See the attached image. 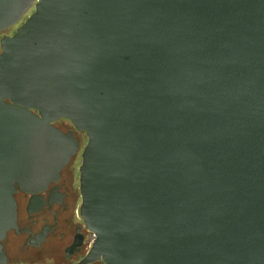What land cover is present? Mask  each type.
Instances as JSON below:
<instances>
[{"label":"water","instance_id":"95a60500","mask_svg":"<svg viewBox=\"0 0 264 264\" xmlns=\"http://www.w3.org/2000/svg\"><path fill=\"white\" fill-rule=\"evenodd\" d=\"M30 11L1 39L0 264L16 189L78 150L58 118L88 138L74 264H264V0H0V32Z\"/></svg>","mask_w":264,"mask_h":264},{"label":"flooded vegetation","instance_id":"af4514ba","mask_svg":"<svg viewBox=\"0 0 264 264\" xmlns=\"http://www.w3.org/2000/svg\"><path fill=\"white\" fill-rule=\"evenodd\" d=\"M31 12L17 25L0 32V52L1 39L12 35ZM52 124L64 133L71 130L78 150L58 179L41 191L16 189L17 221L3 240L5 264H74L91 251L94 233L80 211V166L88 138L66 118H58ZM14 254H20L25 262L14 261Z\"/></svg>","mask_w":264,"mask_h":264},{"label":"rangeland","instance_id":"374dc122","mask_svg":"<svg viewBox=\"0 0 264 264\" xmlns=\"http://www.w3.org/2000/svg\"><path fill=\"white\" fill-rule=\"evenodd\" d=\"M14 255H16V257L14 258V261H16V262L24 261L23 257H21L20 254H14Z\"/></svg>","mask_w":264,"mask_h":264}]
</instances>
